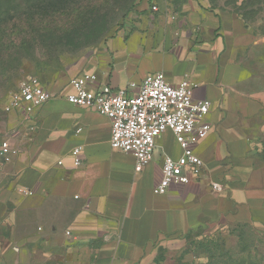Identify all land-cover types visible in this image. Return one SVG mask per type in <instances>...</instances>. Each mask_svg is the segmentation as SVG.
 Wrapping results in <instances>:
<instances>
[{
	"label": "crops",
	"instance_id": "0c3cea01",
	"mask_svg": "<svg viewBox=\"0 0 264 264\" xmlns=\"http://www.w3.org/2000/svg\"><path fill=\"white\" fill-rule=\"evenodd\" d=\"M151 4L156 12L142 6L78 74L114 88L154 72L188 78L192 97L210 101L212 128L194 147L202 178L154 193L163 156L181 153L173 134L135 171L134 157L111 147L106 116L57 94L78 74L63 76L34 117L7 114L16 153L0 171V264H152L157 246L201 228L264 226V36L200 0Z\"/></svg>",
	"mask_w": 264,
	"mask_h": 264
},
{
	"label": "rangeland",
	"instance_id": "374dc122",
	"mask_svg": "<svg viewBox=\"0 0 264 264\" xmlns=\"http://www.w3.org/2000/svg\"><path fill=\"white\" fill-rule=\"evenodd\" d=\"M151 1L0 0V140L8 122L3 106L23 77L55 83L78 74ZM200 1L238 14L264 36V0ZM152 264H264V226L201 228L157 246Z\"/></svg>",
	"mask_w": 264,
	"mask_h": 264
},
{
	"label": "built area",
	"instance_id": "2783aa9c",
	"mask_svg": "<svg viewBox=\"0 0 264 264\" xmlns=\"http://www.w3.org/2000/svg\"><path fill=\"white\" fill-rule=\"evenodd\" d=\"M150 10L156 12L158 6L152 4ZM193 88L188 78L171 82L163 72L148 74L137 86L130 83L126 88L98 84L95 73L82 72L72 77L65 90L57 94L71 104L93 108L106 116L110 122L111 147L131 154L135 159V171H141L152 160L158 138L170 131L181 153L177 157L163 156L161 177L153 191L164 194L173 185L202 178L203 163L194 147L212 128L205 119L210 101L195 100ZM55 94L41 78L27 75L8 94L3 108L7 114L14 113L19 122L25 121L34 117ZM79 131L80 128L75 130ZM15 153L12 140L5 134L0 140V171ZM81 153L82 145L74 146L69 152L76 167L82 165ZM57 164L61 165L62 160ZM210 187L215 192L222 190L218 181H211Z\"/></svg>",
	"mask_w": 264,
	"mask_h": 264
},
{
	"label": "trees",
	"instance_id": "16d2710c",
	"mask_svg": "<svg viewBox=\"0 0 264 264\" xmlns=\"http://www.w3.org/2000/svg\"><path fill=\"white\" fill-rule=\"evenodd\" d=\"M152 4H150L149 6H151ZM44 81V80H43ZM45 82V81H44ZM48 81H46V83H47ZM49 83V82H48Z\"/></svg>",
	"mask_w": 264,
	"mask_h": 264
}]
</instances>
